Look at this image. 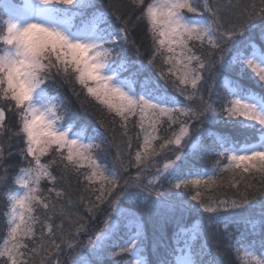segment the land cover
<instances>
[{
  "label": "snow or ice",
  "instance_id": "6c2138e0",
  "mask_svg": "<svg viewBox=\"0 0 264 264\" xmlns=\"http://www.w3.org/2000/svg\"><path fill=\"white\" fill-rule=\"evenodd\" d=\"M12 3L17 13L5 14L7 19L3 21L4 34L0 36V44L4 45L0 52V94L8 102L9 110L16 111L19 129L12 131L6 124V111L0 108V136L7 135L9 139L12 136L20 137L24 142L20 155L25 158L28 166L21 168L14 179V183L20 186L19 189L15 194L8 195V231L7 239L3 240V247H0V264H32L37 256L40 257L39 264H56L47 257L53 251L60 252L61 244L73 249L75 236L71 231H65L63 223L56 225L59 235L54 233L51 221L57 215L67 218L68 214L63 206L58 207L56 201L39 194L41 180L46 179L55 185L58 177L51 169L58 163L63 165L65 173L71 171L79 174L81 168L87 167L90 171L83 174V179L87 182L85 191L97 182L98 177L101 182L100 187L95 190L98 192L95 203L90 202L86 206V210L94 215L93 209L104 203L120 186V172H128L129 167H135L140 171L133 183L129 185L128 180L124 183L138 189L129 198L139 202L144 196V189L140 188V177L144 169L150 166L149 161L154 164L153 157L170 145L181 148L184 140L190 139L194 130L192 122L215 111L212 103L205 104L202 95L201 82L205 80V73L211 75L217 64L226 72L239 65L241 73L250 71L254 81L264 82V48L244 39L246 32L259 27L261 39L264 40V0H259L258 4L242 6L238 12L235 11L237 6L232 0L224 6L218 2L210 3V0H203L202 4L200 0H151L148 4H145V0H130L132 9L140 13L136 17L137 23L144 21L152 37L153 54L147 61V69L141 65L137 72H130V64L124 57L125 48L130 43L137 56L143 54L135 41L129 40V20L121 19L123 27L114 26L106 14L95 12L90 26L77 28L73 24L76 15L87 8H95L94 0H12ZM188 13L193 15L189 16ZM135 26L133 24V28ZM193 42H198L201 47L200 55L193 50L196 46ZM205 44L207 49L203 48ZM162 49L167 53L163 62L170 66L167 73L155 63L156 56L161 54ZM216 49H221V54L218 60H213ZM228 53L232 55L227 56ZM144 70L150 75L141 79V72ZM121 72L130 74L120 78ZM153 73H158L165 85L171 83L174 91L188 103H181L166 88L162 90L153 80ZM171 76L176 79L172 80ZM58 77L66 84H79L81 90L104 106L109 115L114 113L111 123H119L123 129L121 135L127 137L128 148L132 146L129 119L138 117L136 126L143 133V152L137 151L132 161L125 164L121 159L119 146L113 145L118 149L113 165L111 168L103 167L95 152L104 151V145L112 143L107 140L105 133L114 134L116 129L109 128L104 121L100 122L103 132L100 128L89 130L88 125H78L77 121H70L67 126H58L63 117L55 102L62 98L58 92L50 94L48 90V81H55ZM224 80L230 85L226 88L230 100L225 112L230 119L237 118L236 126L248 135L241 140H235L228 134L209 135L215 136L219 146L232 145L230 149L219 152L220 156H227L229 160L227 167L220 171L232 173L227 186L236 188L240 198L217 201L210 197L211 202L208 203L202 200L201 193L197 191L191 199L200 203L204 213L215 214L222 221L229 247L236 241L245 244L252 252L258 250L259 257L252 256L251 259L255 264H264V202H261L259 212L254 211L255 198L257 195L264 196V187L255 188L245 179V174H260L264 185V94L245 88L238 80L229 81L228 77H224ZM137 84L139 87H136ZM73 92L79 95L75 89ZM197 101L199 110L193 106ZM115 117H119V121ZM165 121L169 128L179 124V130H173L168 137L159 136L158 125ZM97 138L100 143L94 142ZM157 140L160 141L158 148L155 144ZM191 147L195 149L197 145L193 144ZM204 147L200 144L201 150ZM53 150L59 154L58 159L42 162L41 157L49 155ZM4 151L0 146V162L4 159ZM196 155V151L176 153L174 160L165 163L162 170L158 169L160 177L175 189L182 186L197 189L202 185L215 186L217 180L214 176L205 179L207 173L201 174L198 170L188 169L185 176L182 172V164ZM65 160L67 164L63 163ZM218 166L219 161L216 167ZM237 176L239 180L236 179ZM59 179L64 180V175ZM157 182L158 178H153L148 181V185ZM241 182H244L242 191L239 187ZM249 189L253 191L250 193ZM48 192H55L56 198H62L66 194L55 187L49 188ZM183 196V192L175 193L178 205L174 206H187ZM121 199L122 196L118 193L112 201H108L111 212L105 228L89 239L86 245L88 254L70 256L69 264H103L105 250L112 246L110 241L122 228L129 225L135 232L128 243L119 246L120 251L131 255L132 259L127 264H143V231L140 222L133 211L121 205ZM69 202L73 203L70 198ZM80 202L83 203V197ZM37 207L46 212L43 220L34 214ZM232 210L241 211L221 215L231 213ZM82 220L83 217H78L70 221L71 224L78 225L75 228L77 235L86 230V224L81 223ZM37 224L41 225L39 235ZM186 231L192 233L193 242L202 234L198 225ZM248 236L259 239L247 240ZM57 239L60 243H57ZM25 240L32 241L33 247L29 248ZM42 251L45 253L43 256ZM192 256L191 252L182 256L178 264H213L198 257L193 260Z\"/></svg>",
  "mask_w": 264,
  "mask_h": 264
},
{
  "label": "trees",
  "instance_id": "16d2710c",
  "mask_svg": "<svg viewBox=\"0 0 264 264\" xmlns=\"http://www.w3.org/2000/svg\"><path fill=\"white\" fill-rule=\"evenodd\" d=\"M12 1V0H11ZM3 0H0V36L4 34V17L6 11L2 4ZM151 0H145V4L150 3ZM220 3L222 6L229 3V0H210V3ZM232 2L237 6L235 11H239L240 7L247 6L250 3H259V0H232ZM95 8H87L82 13L76 15L74 19L75 26H79L82 23L87 22L93 17L95 12L104 13L107 19L114 26H121V19L129 20V40L135 41V45L140 48L142 55L137 56L134 47L131 45L126 46L124 51V57L130 64V72L140 71L141 65L147 69V61L149 57L153 54L152 48V37L151 33L147 28L144 21L137 23L136 17L139 16L138 10H133L130 6V0H94ZM203 3V0H200ZM115 6V7H113ZM259 24V21L256 22ZM135 24V28H133ZM246 42H252L260 48H264V40L261 39V29L255 27L250 29L245 33L244 37ZM193 50L197 55L201 54V47L198 42H193ZM3 46V44H0ZM207 49V45L203 46ZM221 54V49H216L213 52V60H218ZM167 55L162 49L161 54L156 56L155 63L158 68L167 73L168 64L164 63V57ZM232 53H228L227 56H231ZM226 56V58H227ZM116 59H119L118 57ZM130 72H121L120 76L125 77L130 74ZM150 73L147 70L141 72L140 78L148 76ZM153 80L162 89L166 90L173 95H176L177 99L181 103H188L184 101V98L176 93L171 85V83L165 85V81L159 78L158 73H153ZM224 77H228L229 81L238 80L241 85L245 88L251 89L258 94H264V82L257 83L250 76V71H245L241 73L239 65H237L232 71L226 72L221 69V66L217 64L211 75L205 73V80L201 82L202 95L204 97L205 104L212 103L215 109L214 112L208 113L206 116L202 117L201 120L192 122L193 131L191 133V138L189 143L188 138L183 142L182 152L188 153L189 151H196L197 155L195 157H189L187 163L182 164V172L187 176L188 169H194L201 172H215L214 178L217 180L215 186L204 187L203 185L197 189L196 187L189 186L187 188L181 187L180 189H175L171 183L167 180H161L157 185L154 186L157 193H154L152 199H142L139 202L133 201V203L126 206L135 213L137 220L142 223L144 227V237H143V248L141 253L147 264H175L179 254L193 253V260L197 257L206 262H213V264H254L250 259L247 252L253 253L259 256V251L252 252L251 249L247 248L245 244H239L233 241L232 247H229V241L225 237V229L221 220L216 218L215 214L204 213L201 209L200 203L198 201L192 200L191 197L196 194L197 191L201 193V198L204 202L210 203V197L215 200L220 199H239L240 196L236 188L228 187V182L232 178L231 172L220 171L222 167L221 161L227 158V156H220L219 152L224 151V148H229L231 144H224L219 146V142L216 141L215 136L209 135V133L217 134H228L235 140H241L246 135L247 132L236 126L237 118H229L225 112V108L228 106L230 96L226 91V88L230 86L225 83ZM175 80V76L170 77ZM177 83H179L177 81ZM49 93L54 94L58 92L61 96L60 101L55 103L58 105V112L63 117L62 123L64 125L69 124L70 121H77L79 124H86L89 130L100 128L103 132L104 129L100 127V122L104 121L105 125L109 128H115V133H105V137L108 141L112 143H106L104 145V151L97 150L95 155L98 157L99 162L103 167L111 168L113 165V158L116 155L118 149L113 145L119 146V151L121 153V159L125 164H129L130 161L135 156L137 151L143 152V133L140 128L136 126L138 122V117L133 116L129 119V136L132 137L131 148L127 147V137L121 135L123 129L120 128L119 123L112 124L111 119L114 113L109 115L107 109L104 106L99 105L93 98L87 96L86 92L81 90L79 84L69 85L64 83L59 77L55 81H48ZM136 87H139L137 84ZM183 87V86H181ZM75 89V95L73 92ZM198 101L193 104L194 107L198 106ZM0 108H4L6 111L7 119L6 124L9 125L13 132L19 129V118L15 110H9L8 102L2 99V94H0ZM116 121H119V117H115ZM199 131H195V129ZM179 130V124H174L171 128L168 127L165 121L161 125H158V135L161 137H168L171 132ZM139 134V135H137ZM114 137V139H113ZM199 138V143L197 140ZM95 143H100V139L97 138ZM158 148L160 141H155ZM196 144L197 147L193 149L191 146ZM200 144L204 145V149H200ZM0 146L4 148V159L0 162V245L7 236L8 231V218L7 214L9 211V200L8 195L14 194L15 183L14 179L19 174L21 168L27 167V161L20 155V149L24 147V142L20 137L12 136L11 139L7 135L0 136ZM176 147L170 145L169 148L164 149L158 156L153 157L155 165L160 162L163 155L172 152ZM172 149V150H170ZM10 153V154H9ZM57 153L53 150L49 155L43 156L42 161L48 163L51 159L57 158ZM28 160H31L28 157ZM217 161H219L218 168L216 167ZM67 164L65 160L63 162ZM149 165H153V161H149ZM154 165V166H155ZM152 166V168L154 167ZM71 168V166H69ZM52 172L57 175L58 181L53 185L50 181L44 179L40 184L42 196L50 197L52 200L56 201L59 206H63L64 211L68 214L67 218L57 215L51 223L53 224L54 233L59 235L56 229V225L63 223L65 231H71L75 236V246H78L81 239L86 240L92 232L93 221L96 220L99 213L101 216H106L109 211L108 201H111L112 195L114 193H120L127 188L119 187L108 196L104 203L99 204L93 209L94 215L86 210V206L92 202L95 203V196L101 185L100 180L97 179L96 183L89 186L88 190L85 191L87 182L83 179V174L89 172L90 170L85 167L79 170V174L68 171L65 173L63 171V165L57 164L52 167ZM140 169L135 167H129L128 172H120V175H125L126 177L133 179ZM239 171V170H237ZM64 175L65 179L60 180L59 177ZM127 178V179H128ZM239 180V176L236 177ZM246 182L251 183L255 188L264 187L261 183L260 174L255 176L251 174H245ZM175 181H173L174 183ZM121 185V181H120ZM55 187L59 191H64L66 194L62 198H56L55 192L49 193L48 189ZM240 190L244 188V182H241ZM151 189V188H149ZM183 192V200L187 202V206H174L178 205L175 198L176 192ZM253 189H249L251 193ZM136 191L130 190L127 192V196ZM123 197L124 202L126 196ZM83 197V203L80 202V198ZM69 198L73 203L69 202ZM256 206L254 211L259 212L261 202H264V196H256ZM125 207V206H124ZM241 210H232L231 213H222L221 215L234 214ZM35 215H38L41 220L46 216L45 210L37 207ZM78 217H83L81 223L86 224V230L81 231L78 235L75 233V228L78 225H73L70 223L72 220H76ZM194 225H198L202 230L200 238L194 242L191 240V232H187V229L192 228ZM131 225L127 228H122L120 233L110 241L112 245L105 250L103 256V264H127L130 259L129 254L123 255L117 251L113 252V249L118 248L122 244L127 235L131 230ZM41 225H36L37 235H39ZM46 231V229H44ZM91 237V236H90ZM247 240H258L259 237H246ZM47 242V241H46ZM28 243L29 248L33 247V242L25 240ZM57 243L60 240L57 239ZM74 246V248H75ZM70 249L61 244V251L54 252L51 256H48V260H61L64 259L67 252ZM21 251H25L21 249ZM45 255L42 251L41 256ZM30 258V256H26ZM2 259V258H0ZM40 257L37 256L32 264H39Z\"/></svg>",
  "mask_w": 264,
  "mask_h": 264
},
{
  "label": "rangeland",
  "instance_id": "374dc122",
  "mask_svg": "<svg viewBox=\"0 0 264 264\" xmlns=\"http://www.w3.org/2000/svg\"><path fill=\"white\" fill-rule=\"evenodd\" d=\"M2 4H3V7H4L5 11H6V14H9V15H15V14L17 13V9L15 8V6H14V4L12 3L11 0H3ZM187 15L191 16V15H193V14L188 13ZM92 18H93V17H92ZM92 18L89 19L87 22L82 23L81 25H79V26H75V27L80 28V27H88V26H90V25L92 24V22H93ZM6 19H7V16L4 17V21H5ZM73 24L75 25L74 20H73ZM121 25H122V24H121ZM122 26H123V25H122ZM2 50H3V46H0V52H2ZM120 78H123V77L120 76ZM50 94H51V93H50ZM197 104H198V106H199V102H198ZM60 125L67 126L68 124H67V125H64V124L62 123V120H61V121H59L58 126H60ZM190 138H191V137H190ZM188 141H189L188 144H190L191 141H190L189 138H188ZM94 142H95V141H94ZM191 144H192V143H191ZM231 147H232V146H230L229 148H224V151H225L226 149H230ZM182 148H183V143H182L181 148H175L172 152L163 155V157L160 159V162L157 163L158 165L153 164V165H150L149 167H147V168L144 169V171H143V173L141 174V177H140V188H141V189H144V196L142 197V199H144V200L149 199V200H150V199L153 198L152 195H153L154 193H157L156 190H155V188H154V186L157 185V183H159L161 180H164L162 177H160V173H158V169H161V170H162V169H163V166H164L165 163H168V162L174 160V158H175V154L178 153V152H181V149H182ZM65 154H66V153H65ZM30 158H31V157H30ZM42 159H43V156L41 157V160H42ZM42 162H44V161H42ZM155 162H157V161H155ZM44 163H45V162H44ZM228 163H229L228 157H227L226 159H224V157H223V159H222V161H221V164H222V167H223V168H221V169L226 168L227 165H228ZM154 165H155V166H154ZM152 166H154V167L152 168ZM203 173H207V174H208L207 176H205V179H207L208 177H211V176H215V175H216L215 172H206V171H205V172H201V174H203ZM121 176H122V179H121V185H120V187H125V188H127L126 191L123 190V191L121 192V193H122V195H121V196H122V199H121V205H122L123 207L125 206L124 208H126V206H129V204L133 203V201L129 198V196L126 195L127 192L129 191V189H130V190H134V191H138V189H137L136 187H133V186H126L125 183H124V181H125V180H128V181H129V185H131V184L133 183V179L135 178L136 175L131 176V177H134L133 179H130V178L126 177L125 175H121ZM127 178H128V179H127ZM153 178H158V182L155 183V184H153V185H148V181H149L150 179H153ZM192 178H195V177L193 176ZM97 179L100 180L99 177H98ZM41 182H42V180H41ZM41 182H40V184H41ZM19 187H20L19 185L15 184V192H14V194H15L16 191L19 189ZM120 187H119V189H120ZM149 188H151V189H149ZM119 194H120V193H119ZM125 195L127 196V197H126L127 202H126V201L124 202V199H123V197H125ZM116 196H117V194L114 193V194L112 195V199H111V201H112ZM9 211H10V205H9ZM9 211H8V213H9ZM106 212H108V214H107L106 216H101V214L99 213V216H97L96 220L93 221V224H94V225L92 226V232H91V235H90L91 237L89 236V237H88L86 240H84V241H83V239H81V242L79 243V245H78V246H75V248H73V249H70L69 252L66 253L64 259L56 260V261H55L56 264H69V257H70V256H71V257H75V256L78 255V254H83V255H87V254H88V251H89V250H88V248H86V245H87L89 239H91V238L93 237L94 233H98L101 229H104V228H105L106 220L109 218V213L111 212V209H109V211H106ZM113 215H115V213H113ZM7 218H8V214H7ZM140 226H141V228H142V231H143V237H144V227H143L142 223H140ZM134 232H135V229L131 227V230H130L129 234L127 235V238L125 239V241H124L122 244H120V246H121V245H125L126 243H128V242L130 241L132 235L134 234ZM5 239H7V236H6ZM0 247H3V242H2V244L0 245ZM114 251L119 252V254L121 253V254H122V255H121L122 257H123V255L125 256V254H127V253H122V252L120 251V247H119V246H118V248L113 249V252H114ZM247 254L249 255L250 259H251L252 256H256L255 254H253V253L250 254L249 252H247ZM186 255H188V253H185V254H182V253H181V254H179V256H178V258H177L175 264H178V262L180 261V259L182 258V256H186ZM129 256H130V259H132V257H131L130 254H129ZM256 257H259V256H256ZM141 258H142V260H143V264H147L145 258H144L143 256H141ZM192 258H193V257H192ZM130 259H129V260H130ZM251 260H252L253 263L255 264V261H254L253 259H251Z\"/></svg>",
  "mask_w": 264,
  "mask_h": 264
}]
</instances>
